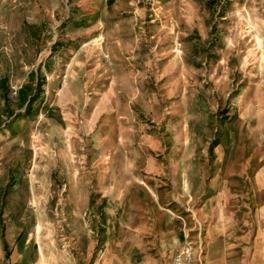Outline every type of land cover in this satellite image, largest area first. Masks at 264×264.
<instances>
[{"label": "rangeland", "instance_id": "rangeland-1", "mask_svg": "<svg viewBox=\"0 0 264 264\" xmlns=\"http://www.w3.org/2000/svg\"><path fill=\"white\" fill-rule=\"evenodd\" d=\"M260 181L264 0H0V264L249 261Z\"/></svg>", "mask_w": 264, "mask_h": 264}, {"label": "crops", "instance_id": "crops-1", "mask_svg": "<svg viewBox=\"0 0 264 264\" xmlns=\"http://www.w3.org/2000/svg\"><path fill=\"white\" fill-rule=\"evenodd\" d=\"M260 184L264 185V181H260ZM260 222H261V230H259V233L256 234L254 246L251 250L252 256H251L249 261H246L245 257L242 256V254L245 255L247 253V251L245 249L242 250L239 247H237L239 250V251H237V253L233 252V250H235V248L226 247L224 249L225 251L223 252L224 253L223 256L219 257V259H218L217 257L214 256L215 255L214 245H213L212 240H211V242H209V243L211 246L212 256L209 258L208 264H264V218ZM222 225H223L222 228L219 227L220 229H215V230H217V231L221 230L219 232L221 237H226L225 236L226 233H224V229L226 228V225L224 223ZM213 234H214V229H212L210 234L208 233L210 238H211V235L213 236ZM182 237L183 236L180 235L179 239H181ZM176 243H177V240H174V243L172 244L173 248H174V246L177 247ZM205 247H206V245H205ZM203 252H206V249H204ZM161 253H164L166 255L165 251H163ZM230 254L233 256H230ZM171 260H172V256L170 257L169 262L167 260L165 262H163V258H161L160 256L155 257L154 255L144 254L142 256L140 255L138 257H132L131 261L127 262L126 264H171ZM106 264H116V263L111 262V263H106ZM202 264H205L204 260H202Z\"/></svg>", "mask_w": 264, "mask_h": 264}, {"label": "built area", "instance_id": "built-area-1", "mask_svg": "<svg viewBox=\"0 0 264 264\" xmlns=\"http://www.w3.org/2000/svg\"><path fill=\"white\" fill-rule=\"evenodd\" d=\"M202 254V244L188 243L173 254L172 264H197Z\"/></svg>", "mask_w": 264, "mask_h": 264}]
</instances>
